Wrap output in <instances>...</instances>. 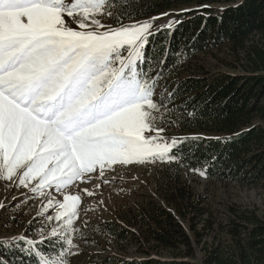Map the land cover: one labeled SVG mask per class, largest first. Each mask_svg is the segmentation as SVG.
<instances>
[{
    "label": "snow or ice",
    "instance_id": "6c2138e0",
    "mask_svg": "<svg viewBox=\"0 0 264 264\" xmlns=\"http://www.w3.org/2000/svg\"><path fill=\"white\" fill-rule=\"evenodd\" d=\"M117 3L0 0V179L48 198L37 214L44 222L36 235L0 236V246L20 248L37 264H67L76 254L82 194H95L82 188L57 200L53 193L91 183L97 171L103 179L117 164L181 159L184 140L162 135L164 125L175 123L162 114L172 112L175 94L165 83L155 98L164 61L147 55L156 18L124 25L118 16V27L102 23L97 17L112 16L108 9ZM193 171L207 175L206 169ZM9 207L15 205L0 201V211ZM53 221L57 227L45 234ZM45 244L53 256L39 247Z\"/></svg>",
    "mask_w": 264,
    "mask_h": 264
},
{
    "label": "trees",
    "instance_id": "16d2710c",
    "mask_svg": "<svg viewBox=\"0 0 264 264\" xmlns=\"http://www.w3.org/2000/svg\"><path fill=\"white\" fill-rule=\"evenodd\" d=\"M108 10L113 12L108 18L113 27L119 26L118 16L124 17V25L156 18L147 55L153 62L164 61V78L155 98H160L165 83L174 91L172 112L164 118L175 119L174 125H167L177 129L172 138L184 143L177 153L180 162L169 163L166 169L174 183L170 204L179 217L156 202L145 211L144 231L151 249L168 251L171 260L146 252L147 256L132 259L116 254L113 262L108 258L104 264H264V216L258 208L228 205L225 224L199 232L196 225L204 209H199L188 181H182L189 173L224 188L264 189V0H119ZM165 14L174 16L171 27L154 28ZM206 54L212 56L211 64L220 56L224 66L238 71L211 70L203 59ZM193 169H206L207 175ZM185 222L191 234L183 227ZM205 224L211 221L203 220ZM206 230L225 233L228 248L222 250L218 241L195 249ZM105 231L119 244L132 234L130 228L111 222ZM198 250L203 257L197 259ZM0 259L6 264H37L36 257L20 248H3Z\"/></svg>",
    "mask_w": 264,
    "mask_h": 264
},
{
    "label": "rangeland",
    "instance_id": "374dc122",
    "mask_svg": "<svg viewBox=\"0 0 264 264\" xmlns=\"http://www.w3.org/2000/svg\"><path fill=\"white\" fill-rule=\"evenodd\" d=\"M97 18L101 19L102 23L112 26L108 15ZM173 20V15L163 16L156 22L154 28L167 26ZM71 26L77 27L76 24ZM203 59L207 60V65L213 71L232 73L238 71L224 66L220 56H217V61L212 64V56L206 54ZM162 114L165 115L166 113L162 110ZM164 126L165 131L162 135L165 138L171 139L172 136H177V129L173 125L168 126L166 124ZM168 166L169 163L161 162L155 164H117L113 166V169L105 170L103 179L99 177L97 171V173L92 174L91 183L77 182L76 185L66 188L63 193H53L57 200H62L64 194L78 193L82 188H89L95 193L91 197L82 194L80 216L74 224L78 231L73 233V242L76 247L72 249V252L76 254L70 253L67 256V264H104L108 258H111V262H113L116 254L132 259L145 257L147 256L146 252L160 257L163 261H170L171 254L168 251L151 249L152 243L147 239L144 231L145 224H148V222L145 223V211L152 202L163 206L168 213L173 214L176 218L179 217L175 206L170 204L173 199L170 187L174 183L169 180L170 175L166 172ZM182 178V181H188L190 189L196 194L195 198L199 200V209H204L201 221L196 225L199 232H202V228H218L220 224H225L229 218L228 205L247 209L256 207L264 216L263 188L249 189L236 186L224 188L219 182L208 181L189 173H184ZM104 179L111 182L105 184L103 183ZM97 184L100 185L99 188L95 187ZM165 190L168 192L167 196H164ZM12 197H16V199L14 200ZM47 199V196L37 197L33 195L28 188L15 187V181L6 182L0 179V201L8 205H15V208L9 207L7 210L0 211V236L11 237L21 233L35 236V229L44 222V218L37 217V214L47 203ZM13 216L14 219L10 220L9 218ZM203 220L207 222L210 220L211 225L205 224L203 226ZM108 222L114 223L117 228H130L131 236H128L127 241L119 244L114 236L104 232L105 224ZM52 227H57L56 222L53 221L48 225L45 234ZM183 227L189 234L192 233L189 229V223L185 222ZM209 231L206 230V233H203V236H206L198 246L199 248L195 249L201 250L204 247V242H209L208 244L211 246L212 243L215 245L221 241L220 248L226 250L230 238L219 231L213 233L210 231L209 237ZM39 247L41 249L48 248L49 251L45 252L50 257L53 256V250L49 245L45 244ZM3 248L9 249L0 246V252ZM14 249L16 248L13 247L9 250ZM199 250L196 251L197 259L203 257V253ZM107 264L112 263L108 262Z\"/></svg>",
    "mask_w": 264,
    "mask_h": 264
},
{
    "label": "clouds",
    "instance_id": "9594fccd",
    "mask_svg": "<svg viewBox=\"0 0 264 264\" xmlns=\"http://www.w3.org/2000/svg\"><path fill=\"white\" fill-rule=\"evenodd\" d=\"M104 232L106 233L105 228H104Z\"/></svg>",
    "mask_w": 264,
    "mask_h": 264
}]
</instances>
